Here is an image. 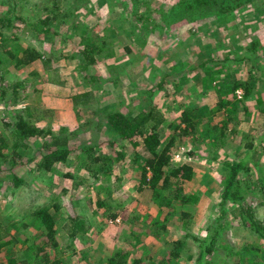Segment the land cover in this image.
Wrapping results in <instances>:
<instances>
[{"label":"rangeland","instance_id":"374dc122","mask_svg":"<svg viewBox=\"0 0 264 264\" xmlns=\"http://www.w3.org/2000/svg\"><path fill=\"white\" fill-rule=\"evenodd\" d=\"M17 1L23 4L21 13L24 15L39 14L46 3H53L52 0ZM259 1L248 4L246 13L236 11L230 20L218 24L208 22V18L193 21L187 18L168 24L170 15L164 11L169 10L175 0H59L62 25L52 37L43 34V38H39L25 22L0 32V53L6 60L0 66V75L5 77L3 85L12 87L17 80L25 81L26 85L20 88L16 98L11 96L6 100L0 96V136L10 144L8 153L14 148L11 130L4 124L10 119L8 113L15 116L20 113L40 127L52 128L56 134L63 125L73 129L84 121L86 132L70 141L74 151L68 158L76 159L83 141L107 137L109 125L100 122L105 112L133 110L136 115L141 110L147 111L154 103L165 119L158 127L162 144L175 138L173 162H186L194 168L193 177L182 182L184 192L197 195L190 203L176 199L170 205H163L155 201L151 188L141 190L132 159L136 153L141 157L151 156L143 144L136 148L127 146L126 159L120 168L110 175L103 173L99 178L88 170H77L70 162L59 161L54 169L46 171L38 166L37 160H32L18 167L25 181L15 186L10 172L2 167L0 227L11 228L5 238L7 242L0 246V261L6 263L7 255L12 252L15 259L22 256L25 243L29 241L45 242L47 228L44 225L38 227L35 218L22 221L38 207L50 206L60 245L52 252L60 259V264H101L121 246L129 247L132 256L141 255L145 264H196L201 248L199 238L207 235L208 226L221 213L222 180L227 172L225 161L237 162L247 154L255 170L240 173L242 180L251 186L244 202L264 220V196L260 172L255 165L258 161L264 166V111L261 109L264 107V62L241 58L252 39H260L257 50L264 57V0ZM6 4L0 0V11L7 10ZM140 10L146 11L145 16L150 14L151 18H156L147 23L148 30L165 32H147L143 26L146 19H139L135 14ZM85 28L93 37L102 36L107 41L105 50L95 54L96 60L91 65L90 72L99 76L97 88L86 84L82 71L76 67L77 61L70 57L76 45H81L80 34ZM138 33L143 37H138ZM18 42L35 44L47 56L54 53L49 67L42 57L17 67L8 50ZM112 47L114 52H111ZM226 57L230 59L223 61ZM205 59L210 65L220 63L224 73L231 72V64L237 82L247 79L254 89L251 97L245 99L243 86L238 87L236 92L241 100L237 97L234 101L239 106L235 114L229 112L230 106L217 108L220 93L216 84L202 80L206 71L201 61ZM161 73L167 76L150 100L147 90L155 85ZM224 73L220 78H226ZM183 78L186 81L182 84L173 81ZM84 90L93 93L82 98V101L87 99V106L78 105L73 98L76 92ZM184 111L194 123L190 129H185ZM220 129L225 131L226 138L214 147ZM51 137L46 134L30 139L32 144L18 148V154L24 159L35 154L40 159L41 153L35 149ZM248 143L254 148L249 149ZM69 173H77L78 180L86 179L75 183L79 186L74 188ZM99 199H107V204L99 206ZM75 200L79 203L74 205ZM227 206L229 226L221 231L222 238L216 244L215 257L221 259L216 264L238 263L237 250L247 247L248 243L264 249V237L235 215L237 205L229 201ZM114 213L117 215L112 217ZM76 214L81 215L86 228L71 240L68 227L70 217ZM132 233L142 238L136 246L131 244L135 239ZM48 242V248H53L51 240ZM179 245L181 249L175 253ZM257 258L264 263V251ZM21 261L18 259L17 264H23Z\"/></svg>","mask_w":264,"mask_h":264},{"label":"trees","instance_id":"16d2710c","mask_svg":"<svg viewBox=\"0 0 264 264\" xmlns=\"http://www.w3.org/2000/svg\"><path fill=\"white\" fill-rule=\"evenodd\" d=\"M7 2V10L0 11V32L5 28L15 27L18 23H26L32 31L36 32L41 37L43 34L52 37L54 33L59 32L58 26L61 27L62 21L60 16H62V11L59 9V0H52V5L46 3L42 11L36 15H24L21 13V5L17 0H4ZM257 3L258 0H175L174 4L169 8V10L164 11L170 15V21L168 24H173L179 20L189 19L190 21L208 18V22L214 24L220 23L222 20H230L236 11L247 12V5L251 2ZM261 1V0H260ZM259 1V2H260ZM258 4V3H257ZM138 18L146 19V25L143 26L147 29V32L153 34H160L165 32V30H148L147 23L150 20H155L153 16L151 18L150 14H146V11L140 10L135 11ZM65 20L68 19L69 13L65 12ZM166 17H164V20ZM77 24L74 27L77 29ZM154 28H156L154 26ZM149 34V33H148ZM44 36V35H43ZM81 45H76V47L71 52L70 57L74 58L76 62V67L82 71L84 81L91 88L99 87V76L98 74L91 73V65L94 64L96 58L95 54L101 50H105V45L107 41L103 40L102 36H97L95 38L91 33L86 31V28L80 34ZM138 37H143L138 33ZM145 39V38H144ZM17 42V41H16ZM260 44V39H252L249 49L244 53L241 58H248L256 61L262 60L264 62V57L259 55L257 47ZM55 49H53L54 52ZM131 51V48H128ZM9 57L14 60V64L17 67H24L25 65L31 64L37 58H44V64L48 66V63L53 59V55L49 54L47 56L43 51L38 48L35 44H23L22 42L15 43L14 46L9 48ZM111 52H114L113 47ZM49 53V52H48ZM113 54V53H112ZM225 58L223 61L229 60ZM3 61H6L3 55L0 53V66ZM211 63V62H210ZM207 59L202 60L206 73L203 75L204 83H212L218 90L219 100L216 104L219 107H229V112L232 115L238 111L239 106L234 104L235 99L238 97L237 89L243 86L244 93L243 98L251 97L254 89L251 87L249 82L244 80L238 83L235 75V69L229 64L231 72L224 73L220 67V63L217 65H210ZM176 66V65H175ZM229 68V67H228ZM181 70V69H180ZM179 70V71H180ZM226 74V78H220L221 74ZM162 75L157 79L150 89L147 90L148 98L152 100L155 91L162 86L164 78H166L167 73H161ZM4 75H0V96L9 99L11 96L16 98L19 94L21 87H25V81L17 80L12 84V87L4 86L3 81ZM186 78V77H185ZM173 80L176 84H182L186 79ZM217 80V82H216ZM24 84V85H23ZM12 88V91H10ZM11 94V95H7ZM92 90H84L76 92L73 96L74 101L78 105L87 106L86 100L82 101L83 97H90L92 95ZM231 94V95H230ZM230 95V96H229ZM239 98V97H238ZM241 100V98H239ZM152 102V101H150ZM153 103V102H152ZM262 105V104H261ZM264 106V105H262ZM264 111V107H261ZM133 111V110H132ZM131 110L123 112L121 110H113L110 112H105L104 118L100 121L102 124H108V134L106 138L103 137L102 140L95 141H83L84 145L81 150L76 152V159H69V153L74 151L70 145V141L73 137L78 136L81 132H86L85 122L78 123L75 128L70 129L68 125H63L60 128V132L57 134L52 128H44L38 126L35 122L25 117L22 114L15 116L14 114L8 113L7 119L4 124L10 128V136L13 141V151L8 153L6 150L10 148V144L7 139L0 136V168L3 167L7 172H10L9 177L11 178L15 186H20L24 181L25 177L18 172V167L25 163V161L37 160L38 166L43 167L46 171L52 170L55 164L59 161L70 162L74 165L77 170H88L92 176L99 178L101 174L105 173L110 175L120 168V164L124 163V157H126V148L132 145L136 148L137 145L143 144L151 153V156L141 157L136 153L132 159L136 165V174L140 178L139 188L143 190V187H149L152 189V194L155 201L163 204L170 205L174 200L180 199L183 203H190L197 198V195L186 193L182 187V182L184 179H190L194 175V168L191 164L183 162L180 164H175L172 160V145L175 143V138L171 137L168 141L162 144L159 136L158 127L165 120L162 113L153 103L147 111H139L136 115L133 114ZM9 112V111H8ZM99 114V112H97ZM6 117V118H7ZM186 121V128L190 129L194 126L191 122L190 117L187 112L184 111V118ZM46 134H50L52 137L50 140H44L42 147L37 148L36 151L41 153L40 159L36 158V155H30L25 159L21 154H18V148L27 147L30 139L43 137ZM226 136L225 131L220 129V133L216 134V140H214L213 145L218 146L219 143L224 142ZM264 140V136L262 138ZM253 142V141H252ZM249 149H253V145L248 143ZM47 149L46 152L43 149ZM237 162L225 161L227 172L224 174L222 180V190H221V213L220 215L208 226V233L200 240V250L196 257V264H216V261L221 262L215 256L216 254V244L220 239L221 231L226 229L229 225V221H226V215L228 213L227 203L229 201L235 203L237 207L234 209L235 215H237L241 222L251 230L255 231L258 235L264 237V220L257 217L253 209L249 208L244 200L248 196V190L251 187L250 183L243 181L240 173L242 171L255 170L254 166L249 163L250 155H245ZM256 167L260 172V188L264 196V166L258 161H255ZM149 171L151 174L149 175ZM77 174V173H76ZM69 173L68 176L73 180V184H78L81 180L86 179L82 177L78 180V174ZM116 174V173H115ZM118 178L121 174L117 175ZM72 185V187L79 185ZM148 185V186H144ZM75 190V189H73ZM67 191V189H65ZM79 203V200H75L74 205ZM107 204V199L100 200L99 206ZM50 206H41L32 211L26 219L22 222H28L35 218L34 223L41 227L44 225L46 230L45 242L29 241L25 243V248L22 250V256H18L16 259L13 257V252L7 255L6 263L0 261V264H17V260L21 259L23 264H45L46 262H53V264H60V259L55 257V253L52 250H56L60 247L57 242V231L54 227V214L50 211ZM114 213L112 217L116 216ZM184 215L187 213L184 212ZM32 217V218H31ZM71 223L68 227V231L71 236V240L77 235L79 231L85 230L86 226L81 215L76 214L70 217ZM16 227L17 224H12ZM11 227H0V246L7 242L5 239ZM20 228V227H19ZM55 228V229H54ZM134 235L133 245H138L142 240L141 237ZM53 243V248H48V241ZM139 241V242H138ZM225 245V243H222ZM247 247H242L238 249L239 261L236 264H264L262 260L257 258V255L263 254L264 249L255 243L246 244ZM181 249L180 245L175 249V253L179 252ZM232 249V248H229ZM214 255V256H213ZM213 256V257H212ZM145 260L141 255L132 256V251L129 247L121 246L117 248L113 254L107 259L106 262L101 264H145ZM86 264H90L86 262Z\"/></svg>","mask_w":264,"mask_h":264},{"label":"built area","instance_id":"2783aa9c","mask_svg":"<svg viewBox=\"0 0 264 264\" xmlns=\"http://www.w3.org/2000/svg\"><path fill=\"white\" fill-rule=\"evenodd\" d=\"M151 173H150V171H149V175H150Z\"/></svg>","mask_w":264,"mask_h":264}]
</instances>
